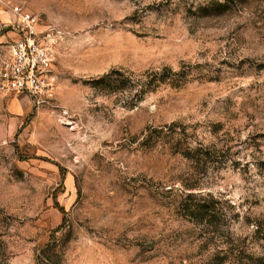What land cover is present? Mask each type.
<instances>
[{
  "label": "rangeland",
  "instance_id": "obj_1",
  "mask_svg": "<svg viewBox=\"0 0 264 264\" xmlns=\"http://www.w3.org/2000/svg\"><path fill=\"white\" fill-rule=\"evenodd\" d=\"M14 6L58 89L0 91V264H264V0H5L0 64Z\"/></svg>",
  "mask_w": 264,
  "mask_h": 264
},
{
  "label": "built area",
  "instance_id": "obj_2",
  "mask_svg": "<svg viewBox=\"0 0 264 264\" xmlns=\"http://www.w3.org/2000/svg\"><path fill=\"white\" fill-rule=\"evenodd\" d=\"M0 3L5 4V0ZM11 9L18 16L21 37L12 43L9 58L0 64V91L25 94L39 105L50 102L58 89L54 31L40 30L38 16L20 6Z\"/></svg>",
  "mask_w": 264,
  "mask_h": 264
},
{
  "label": "trees",
  "instance_id": "obj_3",
  "mask_svg": "<svg viewBox=\"0 0 264 264\" xmlns=\"http://www.w3.org/2000/svg\"><path fill=\"white\" fill-rule=\"evenodd\" d=\"M154 76H155L154 73L149 74V76L147 78H149V80L152 82L153 80L156 79V78H154ZM111 81H112V83L114 81L116 83L115 85H118V88H122L126 84V81H125L124 77L122 76V74H119L118 77L115 78V80H109L108 77L105 76L104 78H100V79L96 80L95 82L97 84H102V85H105L107 87V85H110L109 83H111ZM134 82L136 83V85L139 84L138 80H135ZM192 213H194V210Z\"/></svg>",
  "mask_w": 264,
  "mask_h": 264
}]
</instances>
